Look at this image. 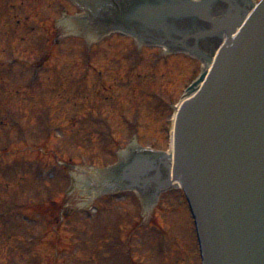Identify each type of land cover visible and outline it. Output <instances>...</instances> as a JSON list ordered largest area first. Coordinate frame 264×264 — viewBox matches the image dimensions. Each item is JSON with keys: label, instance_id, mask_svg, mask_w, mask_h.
I'll use <instances>...</instances> for the list:
<instances>
[{"label": "rangeland", "instance_id": "1", "mask_svg": "<svg viewBox=\"0 0 264 264\" xmlns=\"http://www.w3.org/2000/svg\"><path fill=\"white\" fill-rule=\"evenodd\" d=\"M60 3L0 0V97L12 103L11 116L18 110L26 113L21 118L27 127L26 132L22 130L25 135H19L0 113L9 141H15L11 149H18L0 164V264H199L192 218L179 191L165 194L154 212L144 209L128 192L96 200L93 205L83 200L89 177L85 167H102L113 159L102 140L115 136L124 141L127 125L118 117L122 112L130 119L139 115L145 144L169 149L166 101L193 76L196 64L179 57L173 64L159 62L160 69L153 70L156 53L130 49L126 44L130 41L120 36L91 46L83 39L64 38L59 25L62 9L69 13L74 9L70 3ZM40 55L44 86L31 90L23 79L30 77V63ZM138 55L140 63L130 86L118 89L116 81L124 78ZM11 59L19 64L4 69ZM99 80L103 84L96 90ZM76 83L83 90H76ZM108 96L115 102L106 101ZM96 110L111 121L108 129L86 115L95 111V116ZM38 114L52 126L42 129ZM71 117L75 123L68 122ZM58 123L67 128L60 130ZM41 144L47 145L45 150L62 154L65 165L51 157L40 158L31 150ZM48 197L64 205L57 230L60 235L53 232V215L45 217L20 206Z\"/></svg>", "mask_w": 264, "mask_h": 264}, {"label": "water", "instance_id": "2", "mask_svg": "<svg viewBox=\"0 0 264 264\" xmlns=\"http://www.w3.org/2000/svg\"><path fill=\"white\" fill-rule=\"evenodd\" d=\"M76 1L85 14L73 18L71 33L98 38L121 30L204 58L203 44L242 20L217 21L234 10L233 0ZM243 31L223 46L201 93L181 107L175 129L174 177L190 199L204 264H264V2ZM168 159L142 151L107 169L106 178L155 193L154 184L168 185L158 180L159 164Z\"/></svg>", "mask_w": 264, "mask_h": 264}, {"label": "trees", "instance_id": "3", "mask_svg": "<svg viewBox=\"0 0 264 264\" xmlns=\"http://www.w3.org/2000/svg\"><path fill=\"white\" fill-rule=\"evenodd\" d=\"M0 111H2V108L1 107H0ZM2 126H3V123H2V125L0 124V130L3 129ZM42 207H43V209L46 208L47 211H50L51 212V211L54 210V203L53 202H50L49 204H47L45 206H42ZM54 214H56V212Z\"/></svg>", "mask_w": 264, "mask_h": 264}]
</instances>
